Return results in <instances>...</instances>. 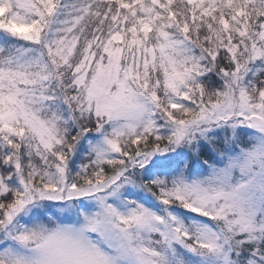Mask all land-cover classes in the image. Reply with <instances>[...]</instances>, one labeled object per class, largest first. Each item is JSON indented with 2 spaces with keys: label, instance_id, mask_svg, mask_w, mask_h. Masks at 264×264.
I'll list each match as a JSON object with an SVG mask.
<instances>
[{
  "label": "snow or ice",
  "instance_id": "obj_1",
  "mask_svg": "<svg viewBox=\"0 0 264 264\" xmlns=\"http://www.w3.org/2000/svg\"><path fill=\"white\" fill-rule=\"evenodd\" d=\"M0 264H264V0H0Z\"/></svg>",
  "mask_w": 264,
  "mask_h": 264
}]
</instances>
